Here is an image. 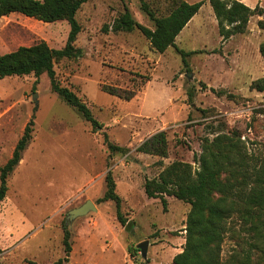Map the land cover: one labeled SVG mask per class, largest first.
Listing matches in <instances>:
<instances>
[{
    "label": "rangeland",
    "instance_id": "374dc122",
    "mask_svg": "<svg viewBox=\"0 0 264 264\" xmlns=\"http://www.w3.org/2000/svg\"><path fill=\"white\" fill-rule=\"evenodd\" d=\"M148 1L159 14L170 9L168 0ZM242 1L264 9V0ZM126 6L137 21L154 26L140 0H88L77 13L82 29L76 45L83 55L54 64L61 84L87 102L102 127L94 128L53 92L47 73L0 78V167L33 121L32 139L8 176L0 202V264L58 260L65 254V226L72 241L65 264H173L186 242L190 204L166 195L164 206L160 198L146 195L145 179L174 160L196 165L203 138L219 132L237 129L250 150L264 147V90L251 88L264 77L259 50L264 29L258 25L264 13L250 17L246 32L224 40L212 5L204 0L175 44L159 52L137 29L103 30ZM70 29L67 20L44 22L11 13L0 18V54L42 40L62 48ZM180 50L197 52L187 56L186 64ZM103 84L136 95L123 99L103 90ZM160 130L168 134L167 157L136 151ZM108 142L130 151L112 152ZM108 171L128 225L118 219L115 202H98ZM89 199L97 208L71 218L69 212ZM142 242H147L146 257L138 246ZM235 245L229 234L224 259Z\"/></svg>",
    "mask_w": 264,
    "mask_h": 264
},
{
    "label": "trees",
    "instance_id": "16d2710c",
    "mask_svg": "<svg viewBox=\"0 0 264 264\" xmlns=\"http://www.w3.org/2000/svg\"><path fill=\"white\" fill-rule=\"evenodd\" d=\"M88 0H0V18L11 13H21L44 22L67 20L71 26L67 42L62 48H53L46 41L22 45L17 49L0 54V78L13 75L47 73L51 89L68 104L76 108L94 128L102 127L87 102L74 90L64 86L57 78L54 64L63 58H79L82 47L76 45L82 27L77 13ZM218 21L224 40L247 30L250 17L262 15L264 9L252 8L242 0H209ZM142 10L154 26H147L135 19L129 8L118 16L113 24H105L103 30H139L156 51L164 52L175 44L182 29L198 13L204 0H168L167 14H159L148 0H140ZM258 25L264 29V19ZM264 58V41L259 47ZM187 64V56L197 51L180 50ZM149 80V79H148ZM251 88L264 90V77L254 80ZM102 89L130 100L136 93L116 85L103 84ZM214 92V87H211ZM233 97V94H228ZM33 121H30L19 139L11 158L0 167V202L6 197L8 176L22 159V154L32 139ZM202 150L191 162L174 160L153 178H146L145 193L150 198H160L164 206L166 195L190 204L186 220V242L184 249L175 255L173 264H264V147L250 150L237 129L219 132L214 137H204ZM112 152L128 153V147L108 142ZM161 158L167 157L169 140L166 130H160L136 147ZM162 165V161H158ZM106 191L98 202L111 200L116 204V214L123 225L128 219L122 212V197L116 189L111 171L106 175ZM231 234L236 245L226 259L223 244ZM63 257L52 263H41L34 259L26 264H65L72 251L71 231L64 228ZM141 264H149L146 260Z\"/></svg>",
    "mask_w": 264,
    "mask_h": 264
},
{
    "label": "water",
    "instance_id": "95a60500",
    "mask_svg": "<svg viewBox=\"0 0 264 264\" xmlns=\"http://www.w3.org/2000/svg\"><path fill=\"white\" fill-rule=\"evenodd\" d=\"M96 204L92 200H87L85 203L80 205L79 207L73 208L69 215L71 218H76L78 216L86 215L90 210L96 209ZM139 248L141 249L142 255L144 257L147 256V242L139 243Z\"/></svg>",
    "mask_w": 264,
    "mask_h": 264
}]
</instances>
